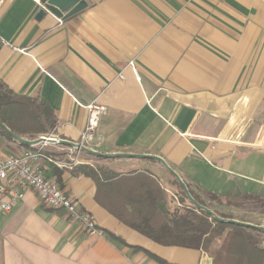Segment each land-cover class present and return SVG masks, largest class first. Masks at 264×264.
<instances>
[{"label": "crops", "instance_id": "1", "mask_svg": "<svg viewBox=\"0 0 264 264\" xmlns=\"http://www.w3.org/2000/svg\"><path fill=\"white\" fill-rule=\"evenodd\" d=\"M86 1L66 19H38L39 0H0V80L53 109L54 138L79 143L84 106L98 102L107 112L97 151L161 156L205 202L263 204L264 0ZM44 148L52 156L73 149ZM23 150L0 135V159ZM83 153L89 165L92 156L121 173L171 175L152 159ZM43 164L104 233L88 237L28 190L11 211L0 208V264H162L153 255L213 264L200 249L158 244L120 221L97 201L92 178Z\"/></svg>", "mask_w": 264, "mask_h": 264}, {"label": "trees", "instance_id": "2", "mask_svg": "<svg viewBox=\"0 0 264 264\" xmlns=\"http://www.w3.org/2000/svg\"><path fill=\"white\" fill-rule=\"evenodd\" d=\"M0 122L18 136L29 139L51 134L58 124L48 104L14 93L2 80ZM0 135L16 143L1 127ZM73 173L92 178L98 187L97 201L120 221L158 244L200 249L213 259V264H227L231 253L237 257L238 264H264V245L260 240V236H264L263 231L220 222L193 205H188L185 212L168 209L164 188L148 171L121 173L106 166L83 163L76 166ZM60 181L58 178L56 183L60 185ZM175 183L185 198L176 179ZM110 236L123 241L113 233ZM153 256L160 263L168 264Z\"/></svg>", "mask_w": 264, "mask_h": 264}, {"label": "built area", "instance_id": "3", "mask_svg": "<svg viewBox=\"0 0 264 264\" xmlns=\"http://www.w3.org/2000/svg\"><path fill=\"white\" fill-rule=\"evenodd\" d=\"M130 65L134 66V63L130 62ZM84 107L88 110V122L79 143L96 150L97 131L102 115L107 112V106L92 102ZM44 162L58 168H69L47 153L44 145L24 149L0 159V208L11 211L17 202L24 199L28 190H33L45 206L66 211L88 237L103 235L104 231L97 225L93 215L82 208L79 201L58 183L46 176ZM3 196L8 199H3Z\"/></svg>", "mask_w": 264, "mask_h": 264}, {"label": "water", "instance_id": "4", "mask_svg": "<svg viewBox=\"0 0 264 264\" xmlns=\"http://www.w3.org/2000/svg\"><path fill=\"white\" fill-rule=\"evenodd\" d=\"M39 1H40V4L42 5V9L38 13V19L43 17L46 14V12H50L54 14L55 16H57L58 18L66 19L76 14L77 12H80L81 10L85 9L88 6V3L86 0H39ZM0 127L8 131L11 134V136L14 138L15 142L21 146L34 147L38 145H45V144L53 143V144L68 146L70 148L75 149L76 151L85 152L87 154H90L96 157H101V158L112 159V158H119V157H129V158H142V159L155 160L159 162L178 181L187 199L197 209L208 213L209 215H211L213 218H215L216 220L220 222L241 225L247 228H252V229H256V230L264 232L263 225L245 222V221H241V220L233 219V218L221 217L208 206L198 202L195 199V197L192 195L190 189L188 188L187 184L183 181L181 176L161 156L150 155V154H137V153H104V152H100V151L88 148L86 146H83L80 143L65 140V139L54 138L50 135H42L35 139L21 137L15 134L14 132H12L2 122H0ZM210 261L212 262V259Z\"/></svg>", "mask_w": 264, "mask_h": 264}, {"label": "rangeland", "instance_id": "5", "mask_svg": "<svg viewBox=\"0 0 264 264\" xmlns=\"http://www.w3.org/2000/svg\"><path fill=\"white\" fill-rule=\"evenodd\" d=\"M68 152L70 153L62 154L54 157L57 160L65 163L70 168V170H74L76 166L88 162L86 159H83L84 158L83 152H77L75 149H71V150L69 149ZM89 160H91L90 162L95 164L94 166H106L105 160L100 159V162L102 163H97L93 161V160H97L94 158H90ZM145 171H148L153 175H156L154 179L158 181L159 184H161V186L164 188L167 198L168 209L185 212L187 206L192 205L186 196L184 198L181 195V191L178 188L177 184L175 183V178L173 176L167 175L166 172L162 173L156 169L145 170ZM203 203L204 205L208 206L213 211H215L221 217L238 219L241 221L264 226V203L260 204L253 201L250 202L249 199H242L238 201L217 199V200H211L210 202L203 201ZM42 205L45 206L44 204ZM54 210H61V209H54ZM260 240L262 241L261 244L264 245V236H260ZM227 264H238L237 257H235V255L231 253V255H229L227 258Z\"/></svg>", "mask_w": 264, "mask_h": 264}]
</instances>
